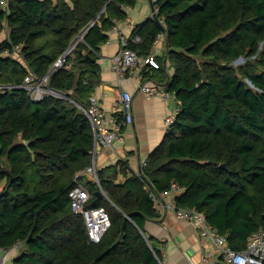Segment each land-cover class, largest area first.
<instances>
[{"label":"trees","instance_id":"obj_1","mask_svg":"<svg viewBox=\"0 0 264 264\" xmlns=\"http://www.w3.org/2000/svg\"><path fill=\"white\" fill-rule=\"evenodd\" d=\"M6 1L0 82L48 75L47 87L68 97L47 93L34 101L24 88L0 92V163L11 174L0 169V249L13 251L12 263L164 264L144 223L160 216L148 189L168 191L171 183L181 190L177 208L197 210L231 248L245 249L264 226V0H153L165 33L150 16L131 29L128 46L147 57L163 33L165 55H153L158 67L147 64L141 75L174 92L179 111L138 173L118 160L97 169L98 183L77 176L93 149L79 106L100 84L106 31L137 0ZM241 56L256 61L233 66ZM77 183L90 193L87 206L109 216L97 242L70 206Z\"/></svg>","mask_w":264,"mask_h":264},{"label":"built area","instance_id":"obj_2","mask_svg":"<svg viewBox=\"0 0 264 264\" xmlns=\"http://www.w3.org/2000/svg\"><path fill=\"white\" fill-rule=\"evenodd\" d=\"M0 5L6 6V0H0ZM111 31H114L120 39L119 48L111 57L112 70L119 83L125 79L128 70L136 67L138 64L142 63V66L149 64L154 68L158 67L157 62L151 54L142 59L128 46L129 39L131 38V31L129 33L124 32L121 25L118 23L111 28ZM83 33L84 31L79 34V38L83 36ZM133 39L137 41L140 37L135 35ZM163 39V33H159L155 38L154 45H157L158 42ZM72 45L64 53L67 54L72 49ZM13 49L15 52H20L21 46H13ZM64 60L65 56L62 60L58 59L54 65L57 64L59 66ZM141 70L142 68L140 67L137 72L139 76ZM47 80L48 75L38 78L35 74L29 73L25 76L21 84H3L0 82V92L5 93L8 90L20 87L26 89L33 100H40L44 94H47V89H50L47 87ZM136 87L146 98H153L161 95L164 99L172 100L174 104L173 111L168 114L165 119L166 125L168 126L175 119L179 111L180 101L177 99L174 92L167 91L159 82L150 79L144 80L143 78L140 79ZM162 87L163 90L160 89ZM48 93L53 94V90L50 89ZM79 108L84 112L91 123L93 131V149L90 164L83 168L77 176H84L98 183L96 158L99 151L109 147L111 148L114 139L121 137L122 129L133 121L132 93L126 89H121L115 98L114 109L115 112L120 115V119H117L118 115L116 118L108 115L98 103L97 98L92 95L89 104L85 107L79 106ZM144 164L145 158L140 162V166ZM175 189H177L176 185L171 183V189L168 191L157 193L149 189L148 191L158 210L170 209L176 219L192 224L198 231L199 236L209 242L210 247L204 251V257L206 259L210 261L220 259L221 264H264V226L260 227L249 236L245 249L239 251L235 250L227 244L225 236L217 233L215 228L206 222L204 216L200 212L195 209L177 208L175 206L174 198L172 197V191ZM68 195L70 197V206L72 210L75 213L81 214L84 219L89 239L94 242L99 241L110 225L107 212L100 206H87L90 193L85 186L79 183L70 189ZM15 247H17V244ZM7 257L8 250H5L0 256V264H6Z\"/></svg>","mask_w":264,"mask_h":264},{"label":"crops","instance_id":"obj_3","mask_svg":"<svg viewBox=\"0 0 264 264\" xmlns=\"http://www.w3.org/2000/svg\"><path fill=\"white\" fill-rule=\"evenodd\" d=\"M0 8L5 9L6 6L0 5ZM126 11V18L115 23L121 25L126 33H129L135 25L151 16L149 0H137L135 5L127 7ZM106 34L108 38L100 46L99 58L97 59L101 68V81L96 86L92 96L97 98L98 103L108 115L116 118L118 113L114 109L115 98L121 89L128 90L132 93L133 121L122 130L121 137L115 139L111 148L99 151L96 166L97 169H101L115 164L118 160H126L130 169L133 172H138L140 162L147 157L151 149L161 141L165 134L168 127L165 119L173 111L174 104L172 100L164 99L161 95L145 98L138 91L136 86L142 75L140 78L137 72L139 67H145V65L142 66V63L130 68L121 83L117 81L112 70L111 57L118 50L120 39L114 31H111V28L106 31ZM153 48L152 56L165 55V39L158 42ZM148 69L151 72L154 71L149 67ZM163 69L168 70V73L171 71L168 62L163 64ZM153 78L143 79L156 81V77ZM160 89L163 90V87ZM122 178V175L119 174L118 180ZM180 191V189L173 190L172 197L174 198V195ZM159 212L160 216L157 219L145 221L144 229L149 235L157 239L164 264H221L220 259L210 261L204 257V251L210 247V244L199 236L192 224L176 219L170 209L159 210ZM3 253V250L0 249V256ZM14 255L11 251L6 264H13Z\"/></svg>","mask_w":264,"mask_h":264},{"label":"water","instance_id":"obj_4","mask_svg":"<svg viewBox=\"0 0 264 264\" xmlns=\"http://www.w3.org/2000/svg\"><path fill=\"white\" fill-rule=\"evenodd\" d=\"M149 3H150V9H151V17H152V19L155 21V23H156V25L158 26L159 30L162 31L163 33H165V27L163 26L162 22L160 21V19L158 18L157 14H156V8H155V6H154L153 0H149ZM77 37H79V35H78ZM82 38H83V37H81L80 39H82ZM65 54H66V53H63V54L60 56L59 59L62 60V59L64 58ZM237 60H238V59H237ZM57 66H58V65L55 64V65L53 66V68H55V67H57ZM53 94H56V95H59V96H61V97H64V98H67V99H68V97H66L65 95H61V94H59V93H57V92H54V91H53ZM34 101H39V100H34ZM220 167L223 168V167H225V165H224V164H221ZM0 169H2L4 172L8 173V174L10 175V178H11L10 171H9V169H8L6 166H4V165H2V164L0 163ZM97 195H98V197H102V196H103L101 191H98V192H97ZM125 217L128 218L129 216L126 215Z\"/></svg>","mask_w":264,"mask_h":264},{"label":"rangeland","instance_id":"obj_5","mask_svg":"<svg viewBox=\"0 0 264 264\" xmlns=\"http://www.w3.org/2000/svg\"><path fill=\"white\" fill-rule=\"evenodd\" d=\"M6 35H7V29H6V34H5V32H3L1 35H0V40H2L3 38H5L6 37ZM78 35H76V37L74 38V40H73V45H72V48H73V46L75 45V43L78 41V40H81L79 37H77ZM262 46H263V43L262 44H260V48H262ZM153 50H154V48H153ZM246 61H249V62H254V61H256V58H255V56L254 57H250V58H248V57H245V56H241L237 61H235V62H233V66H237V65H239V64H242V63H245ZM140 68V67H139ZM138 68V69H139ZM141 68H143V67H141ZM140 75H141V73H140ZM50 91V89H47V93ZM59 93V92H58ZM59 94H61V95H63V93H59ZM56 95V94H55ZM146 98V97H145ZM71 101V100H70ZM117 139V138H116ZM114 141H115V139H114ZM113 141V142H114ZM2 187V185H0V188Z\"/></svg>","mask_w":264,"mask_h":264}]
</instances>
